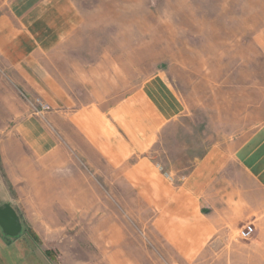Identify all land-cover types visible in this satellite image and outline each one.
Wrapping results in <instances>:
<instances>
[{"label":"rangeland","instance_id":"1","mask_svg":"<svg viewBox=\"0 0 264 264\" xmlns=\"http://www.w3.org/2000/svg\"><path fill=\"white\" fill-rule=\"evenodd\" d=\"M69 2L74 30L59 48L65 57L75 65L76 53L88 57L91 51L98 63L106 57L115 85L127 86L115 92L121 97L161 73L175 85L185 109L144 156L129 159V168L144 161L132 172L94 173L85 162H76L73 147L48 118H38L68 151L69 165L80 168V186L65 189L76 191L75 201L57 194L62 188L24 181L12 187L0 160V206L10 204L21 223L15 238H5L0 229V264H264V222L250 240L237 231L226 236L236 248L219 257L168 250L169 242L193 239L162 235L155 227L159 221L168 225L169 206L185 205L170 203L169 196L183 195L184 176L214 141L207 138L218 126L208 128L206 121L231 118L233 109L240 118L264 115V0ZM62 60L53 58V66ZM2 68L0 62V82L9 84L12 102L26 106L29 102ZM37 102L24 107L27 114L41 115ZM23 119L0 113V145ZM160 213L167 219L159 220Z\"/></svg>","mask_w":264,"mask_h":264},{"label":"crops","instance_id":"2","mask_svg":"<svg viewBox=\"0 0 264 264\" xmlns=\"http://www.w3.org/2000/svg\"><path fill=\"white\" fill-rule=\"evenodd\" d=\"M73 11L69 0H0L3 74L29 105L39 99L51 108L41 115L27 114L24 107L29 105L13 103L9 84L0 82V113L24 118L15 134L2 141L0 160L10 186L24 181L32 187L62 188L57 194L75 201L76 191L65 189L80 186V168L69 165L68 151L38 118H48L64 143L73 147L76 162H85L94 173L132 172L144 161L129 168V159L144 156L161 130L178 120L185 103L161 73L121 97L115 92L127 86L115 85L106 57L98 63L91 51L88 57L76 53V65L65 57L59 48L74 30ZM53 58L63 60L54 67ZM230 112L231 118L206 121L207 127L218 126L207 138L214 141L184 176L183 195L169 196L170 203L185 205L169 206L167 226L155 223L162 235L193 239L169 242L168 250L219 257L236 248L226 236L236 231L239 235L244 224H251L255 235L264 222V115L240 118L235 109ZM161 219H167L166 214L160 213Z\"/></svg>","mask_w":264,"mask_h":264},{"label":"water","instance_id":"3","mask_svg":"<svg viewBox=\"0 0 264 264\" xmlns=\"http://www.w3.org/2000/svg\"><path fill=\"white\" fill-rule=\"evenodd\" d=\"M0 229L4 236L16 237L21 230L17 213L10 204L0 206Z\"/></svg>","mask_w":264,"mask_h":264},{"label":"built area","instance_id":"4","mask_svg":"<svg viewBox=\"0 0 264 264\" xmlns=\"http://www.w3.org/2000/svg\"><path fill=\"white\" fill-rule=\"evenodd\" d=\"M38 107L40 108L37 110V114H41L42 112H46L49 110V107L41 104L40 102H37ZM254 233V227L251 224H248L244 226L240 231H239V237L242 240H250L252 235Z\"/></svg>","mask_w":264,"mask_h":264},{"label":"flooded vegetation","instance_id":"5","mask_svg":"<svg viewBox=\"0 0 264 264\" xmlns=\"http://www.w3.org/2000/svg\"><path fill=\"white\" fill-rule=\"evenodd\" d=\"M2 206V205H1ZM20 221V220H19ZM21 225V223H20ZM2 231V230H1ZM3 233V232H2ZM4 235V234H3ZM5 238H15V237H10V236H4Z\"/></svg>","mask_w":264,"mask_h":264}]
</instances>
